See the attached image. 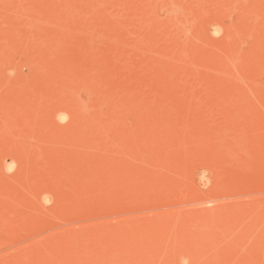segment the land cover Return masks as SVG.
Wrapping results in <instances>:
<instances>
[{"label":"rangeland","instance_id":"obj_1","mask_svg":"<svg viewBox=\"0 0 264 264\" xmlns=\"http://www.w3.org/2000/svg\"><path fill=\"white\" fill-rule=\"evenodd\" d=\"M0 264H264V0H0Z\"/></svg>","mask_w":264,"mask_h":264}]
</instances>
